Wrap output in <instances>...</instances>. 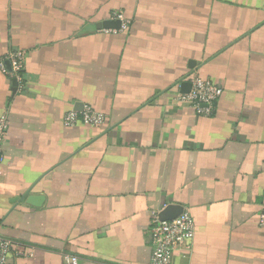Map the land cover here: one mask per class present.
Instances as JSON below:
<instances>
[{
  "label": "crops",
  "instance_id": "1",
  "mask_svg": "<svg viewBox=\"0 0 264 264\" xmlns=\"http://www.w3.org/2000/svg\"><path fill=\"white\" fill-rule=\"evenodd\" d=\"M13 52L7 264H149L168 205L194 221L176 264H264V0H0V58ZM196 76L222 90L207 115L178 99ZM85 106L100 125L63 124Z\"/></svg>",
  "mask_w": 264,
  "mask_h": 264
},
{
  "label": "built area",
  "instance_id": "2",
  "mask_svg": "<svg viewBox=\"0 0 264 264\" xmlns=\"http://www.w3.org/2000/svg\"><path fill=\"white\" fill-rule=\"evenodd\" d=\"M121 19V15H116ZM23 59L22 52L9 53L7 57L0 58V70L15 77L20 69ZM9 61L11 72H8L4 62ZM222 93L221 88L208 79L192 77L190 79V89L186 94L179 95L181 102L191 105L195 111L202 114H209L216 101ZM103 116L97 113L90 106H85L80 112L70 111L63 117V124L67 127L82 123L96 126L103 122ZM7 132V121L5 115L0 116V152ZM2 156L0 157V161ZM260 226L264 229V217H261ZM151 243V253L149 264H176L174 253L181 249H190L194 236V221L192 217L182 212L177 218L170 221H160L157 216L152 217L148 228ZM14 244L11 240L0 236V264H7L8 256ZM17 255L22 252L16 251ZM63 264H77L75 258H67Z\"/></svg>",
  "mask_w": 264,
  "mask_h": 264
},
{
  "label": "water",
  "instance_id": "3",
  "mask_svg": "<svg viewBox=\"0 0 264 264\" xmlns=\"http://www.w3.org/2000/svg\"><path fill=\"white\" fill-rule=\"evenodd\" d=\"M113 24L114 23H110ZM119 26V24H116L113 26V28H117ZM4 65L7 69L8 72H11V65L8 61L4 62ZM15 83V79L12 80ZM182 208L180 206H176V205H168L166 207H164L158 215V219L160 221H170L173 220L175 218H177L180 214H182Z\"/></svg>",
  "mask_w": 264,
  "mask_h": 264
}]
</instances>
